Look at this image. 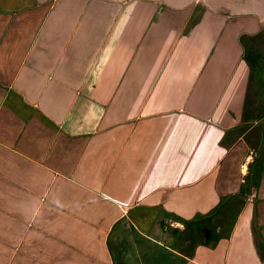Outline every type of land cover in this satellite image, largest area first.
<instances>
[{"label":"crops","instance_id":"crops-1","mask_svg":"<svg viewBox=\"0 0 264 264\" xmlns=\"http://www.w3.org/2000/svg\"><path fill=\"white\" fill-rule=\"evenodd\" d=\"M263 41L264 0H0V264H264Z\"/></svg>","mask_w":264,"mask_h":264},{"label":"rangeland","instance_id":"rangeland-1","mask_svg":"<svg viewBox=\"0 0 264 264\" xmlns=\"http://www.w3.org/2000/svg\"><path fill=\"white\" fill-rule=\"evenodd\" d=\"M263 48H264V41L262 45L260 46V49H263ZM255 85H256V79H254L253 84H251V89H250V95H251L250 102H252L253 100L255 101L254 106L252 105V107L256 110L259 105H258L256 96L254 95V93H252V91H254L257 88ZM181 242H183L182 238L178 245L181 250H185L186 254L192 251L193 240L188 241L187 243H181ZM141 257L140 259H142ZM140 259L134 256H129V257L125 256V257H122V259L120 258V263L121 264H146V261L143 260L142 262V260ZM166 261H167L166 257L162 254L156 258V262L154 264H166Z\"/></svg>","mask_w":264,"mask_h":264},{"label":"trees","instance_id":"trees-1","mask_svg":"<svg viewBox=\"0 0 264 264\" xmlns=\"http://www.w3.org/2000/svg\"><path fill=\"white\" fill-rule=\"evenodd\" d=\"M256 54L257 53H255L252 50H247L245 52V59L250 63L251 68H252V72L253 73L251 72V74H257V70H258L257 68L260 65V63L258 62V58H256V56H255ZM185 225H186L187 228L191 229L193 227V222H185ZM190 237H191V240H193V241H197L198 239L199 240L202 239V240L208 242L211 239V238L208 239V240L204 239L205 236L203 234V231H202L201 227L198 228V233H196L195 236H194V234H191Z\"/></svg>","mask_w":264,"mask_h":264},{"label":"water","instance_id":"water-1","mask_svg":"<svg viewBox=\"0 0 264 264\" xmlns=\"http://www.w3.org/2000/svg\"><path fill=\"white\" fill-rule=\"evenodd\" d=\"M203 232L205 233L206 239H209L211 231L209 229H203Z\"/></svg>","mask_w":264,"mask_h":264}]
</instances>
